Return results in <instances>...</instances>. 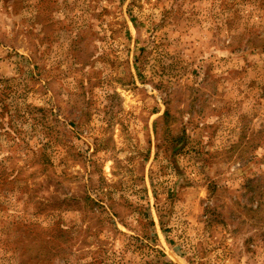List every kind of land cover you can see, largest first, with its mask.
I'll use <instances>...</instances> for the list:
<instances>
[{
  "label": "rangeland",
  "instance_id": "rangeland-1",
  "mask_svg": "<svg viewBox=\"0 0 264 264\" xmlns=\"http://www.w3.org/2000/svg\"><path fill=\"white\" fill-rule=\"evenodd\" d=\"M2 88L0 264H264V0H0Z\"/></svg>",
  "mask_w": 264,
  "mask_h": 264
},
{
  "label": "trees",
  "instance_id": "trees-1",
  "mask_svg": "<svg viewBox=\"0 0 264 264\" xmlns=\"http://www.w3.org/2000/svg\"><path fill=\"white\" fill-rule=\"evenodd\" d=\"M3 90H4V88L0 89V118L7 116V114L4 115L3 112L8 111V109H9V105L7 103H5V101H4L5 99L3 98V96H5V91H3ZM11 119H12V115L9 114V120H11Z\"/></svg>",
  "mask_w": 264,
  "mask_h": 264
}]
</instances>
